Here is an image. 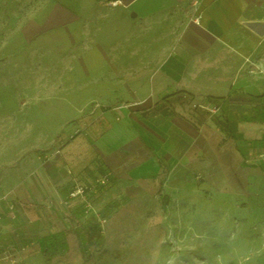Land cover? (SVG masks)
<instances>
[{
    "label": "rangeland",
    "instance_id": "374dc122",
    "mask_svg": "<svg viewBox=\"0 0 264 264\" xmlns=\"http://www.w3.org/2000/svg\"><path fill=\"white\" fill-rule=\"evenodd\" d=\"M83 4L0 0V203L7 206L0 216L12 235L0 264H264L261 163L253 165L258 176L236 171L222 185H210L204 173L167 178L148 202L107 201L112 175L102 184L88 169L76 178L84 194L74 197L71 177L45 169L69 144L95 143L148 107L150 69L108 48L99 12ZM187 102L174 98L165 109L188 115L198 106ZM86 158L90 166L99 161L95 153ZM78 224L102 230V245L91 248L88 262ZM54 234L71 248L43 255L39 240Z\"/></svg>",
    "mask_w": 264,
    "mask_h": 264
},
{
    "label": "crops",
    "instance_id": "0c3cea01",
    "mask_svg": "<svg viewBox=\"0 0 264 264\" xmlns=\"http://www.w3.org/2000/svg\"><path fill=\"white\" fill-rule=\"evenodd\" d=\"M83 3L82 8L92 5L99 12L100 33L108 34V48L123 49L150 69L148 107L115 124L95 143L77 140L63 155L46 158L50 160L45 169L51 175L71 177L69 186L74 188L84 169L99 176L110 173L114 187L107 201L127 197L132 202L136 197L148 202L155 186L160 189L167 178L204 173L210 185H222L236 171L258 176L260 169L253 165H264L260 158L264 153V0ZM197 16L199 24L194 23ZM178 93L183 96L176 102L198 107L184 116L177 111L176 116L170 114L165 109L169 101L160 112L154 110L157 103ZM208 105L219 107L220 112L212 115L202 107ZM223 111L227 115L218 118ZM231 111L237 115H228ZM87 153H95L99 161L90 166ZM251 154L253 158L246 159ZM155 178L160 179L156 184ZM6 207L0 203L2 212ZM17 214L14 218L22 221V214ZM1 220L0 216L3 253L12 235Z\"/></svg>",
    "mask_w": 264,
    "mask_h": 264
},
{
    "label": "trees",
    "instance_id": "16d2710c",
    "mask_svg": "<svg viewBox=\"0 0 264 264\" xmlns=\"http://www.w3.org/2000/svg\"><path fill=\"white\" fill-rule=\"evenodd\" d=\"M182 96H183L182 93H178L170 97H167L160 103H157L154 106V110L156 112H160L163 103H166L176 97L181 98ZM223 127L224 130L229 133V129L227 128L228 126L226 127V125H223ZM76 235L78 237V243H79L80 251L82 253V257L85 262H88L91 259V254H90L91 248L93 246L100 247L102 245L103 242L102 230L100 229V226L98 227L96 225L91 226V225L78 224ZM62 237H63L62 234H54L41 238L39 240V247L41 253L47 256H55L68 252L69 249L68 243L64 241Z\"/></svg>",
    "mask_w": 264,
    "mask_h": 264
},
{
    "label": "built area",
    "instance_id": "2783aa9c",
    "mask_svg": "<svg viewBox=\"0 0 264 264\" xmlns=\"http://www.w3.org/2000/svg\"><path fill=\"white\" fill-rule=\"evenodd\" d=\"M115 5L118 4V2L114 3ZM200 16H197L196 19H194V23L199 24L200 21ZM204 109H206L207 111H209V113H211L212 115H217L220 112V108L214 105H208L207 107L202 106ZM261 159H264V153L261 154L260 156ZM111 179V174L110 173H105L102 176V184H106L107 182H109V180ZM76 191L74 193H72V196L76 197V196H83L84 194V188L79 186L78 184L76 185ZM101 224H105L107 221L104 219H100L99 220ZM16 263V261H14Z\"/></svg>",
    "mask_w": 264,
    "mask_h": 264
}]
</instances>
